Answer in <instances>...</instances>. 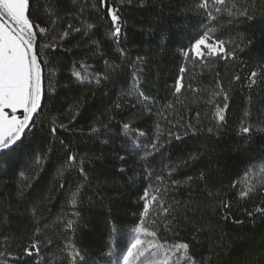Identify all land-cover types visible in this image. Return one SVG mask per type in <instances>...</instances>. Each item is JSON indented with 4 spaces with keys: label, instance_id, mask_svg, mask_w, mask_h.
Segmentation results:
<instances>
[{
    "label": "trees",
    "instance_id": "1",
    "mask_svg": "<svg viewBox=\"0 0 264 264\" xmlns=\"http://www.w3.org/2000/svg\"><path fill=\"white\" fill-rule=\"evenodd\" d=\"M201 3L30 0L42 107L0 152V264H121L137 228L168 264H264V0ZM205 32L233 56H196Z\"/></svg>",
    "mask_w": 264,
    "mask_h": 264
},
{
    "label": "snow or ice",
    "instance_id": "2",
    "mask_svg": "<svg viewBox=\"0 0 264 264\" xmlns=\"http://www.w3.org/2000/svg\"><path fill=\"white\" fill-rule=\"evenodd\" d=\"M100 2L104 4L105 0H100ZM224 3L225 0H213V5H223ZM200 7L208 9L207 0H203ZM215 11L219 13L221 9L216 7ZM29 12L30 0H0V150H7L10 156L17 148L25 144L22 134L23 137H27L25 130L29 127L30 121L33 120V115L38 114V110L42 107L41 67L38 63L37 54L34 52L33 46L36 33L33 31L34 25L28 18ZM107 13L115 28L114 35L119 36L121 27L117 25L119 24L120 16L112 7L107 8ZM240 15L245 16L247 12H242ZM208 19H214L210 10L208 11ZM248 19H252V17L249 16ZM39 31L43 33L45 30L41 28ZM208 35L205 32L203 36L195 39L194 43H192L191 48L196 56L204 57L205 53L202 49H207L208 55L212 56L220 55L222 58L233 56L232 52L225 51L223 40L207 43ZM184 55L187 56L188 53L185 52ZM181 73H183V69H181ZM75 75L78 76L79 73ZM255 76L256 73L253 72V83L255 82ZM181 79L182 76L176 80L177 92L181 88ZM141 96L143 97V93H141ZM143 99L147 100V97H143ZM21 109L23 110L22 119L17 116L18 110ZM223 111L221 109L217 112L220 122L225 119ZM123 127L127 129L129 125L124 124ZM51 131L55 134L56 128L53 127ZM93 131L96 130L93 129ZM249 131L248 127L242 129L243 133H248ZM175 138L177 140L181 139L180 136ZM155 147V144H153V149ZM68 160L74 161L75 157L69 155ZM148 195L149 193L145 189L141 197L144 205L142 216L146 215L149 210ZM240 195L245 196L247 193L242 192ZM249 215L251 216L252 213H249ZM68 226L71 227V223ZM141 231L144 232L145 236L152 237V239H141ZM136 233L137 235L132 239L127 246V251L123 254V264H137V262L139 264H168L167 259H155L158 255V250L164 248L163 244L156 241V232L137 228ZM32 247L36 249L38 254L39 246L33 243ZM178 247L187 249L188 245L180 244ZM25 254L28 256L33 255L28 249H25ZM0 255H3V253H0ZM116 264H119V261Z\"/></svg>",
    "mask_w": 264,
    "mask_h": 264
},
{
    "label": "rangeland",
    "instance_id": "3",
    "mask_svg": "<svg viewBox=\"0 0 264 264\" xmlns=\"http://www.w3.org/2000/svg\"><path fill=\"white\" fill-rule=\"evenodd\" d=\"M33 31H34V28H33ZM207 43H215V42L213 40H211L210 38H208L207 39ZM202 50H207V49H202ZM19 112H22L23 113V110L21 109V110H18V112H17L18 118L22 119L23 118V115L21 116L19 114ZM134 232L135 233L133 234L132 239H134L135 236L137 235L136 231H134ZM140 238L141 239H149L148 237L144 236L142 233H140ZM132 239H131V241H132ZM131 241H130V243H131ZM126 251H127V249H126ZM170 255H171V250H168V249L167 250L164 249L163 251L158 250V255L155 257V259H157V260L168 259ZM121 264H123V260H122V263ZM137 264H139V262H137Z\"/></svg>",
    "mask_w": 264,
    "mask_h": 264
},
{
    "label": "water",
    "instance_id": "4",
    "mask_svg": "<svg viewBox=\"0 0 264 264\" xmlns=\"http://www.w3.org/2000/svg\"><path fill=\"white\" fill-rule=\"evenodd\" d=\"M33 47H34V52H35V44H34V46H33ZM30 123H31V121H30ZM22 135H23V134H22ZM1 151H4V150H0V152H1Z\"/></svg>",
    "mask_w": 264,
    "mask_h": 264
}]
</instances>
